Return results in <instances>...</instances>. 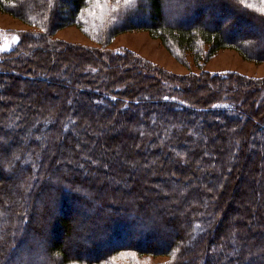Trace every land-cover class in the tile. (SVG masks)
I'll return each mask as SVG.
<instances>
[{
    "label": "trees",
    "instance_id": "obj_1",
    "mask_svg": "<svg viewBox=\"0 0 264 264\" xmlns=\"http://www.w3.org/2000/svg\"><path fill=\"white\" fill-rule=\"evenodd\" d=\"M0 8L35 26L19 30L15 47L0 52V79L12 78L5 91L13 100L16 97L14 86L19 79L16 73L19 71L28 74L24 78L34 79L31 76H35V67L40 65L38 75L44 87L33 91L32 81L28 86L29 92L34 94L33 100L46 110V116L35 119L28 107L23 111V106H18L15 113L24 115L14 119L12 132L0 127V264H264V202L260 200L259 189L262 175L260 172L257 177L260 181H255L257 166L254 165L259 149L251 154L248 145L255 140L256 130L264 131V110L254 121L250 118L254 114L253 99L247 108L241 100L249 87L255 90L259 83L264 84V77H247L233 70L203 69L208 58L227 47H234L256 61L264 60V0H135V7L128 9L123 0L119 5L116 0H108L103 13L93 0H0ZM112 8L119 11H111ZM170 9L173 12L169 18L166 13ZM204 15L230 18L231 22L225 29L220 21L205 22ZM179 18H183L182 21ZM245 23L260 35L243 31L241 27ZM68 24L79 27L102 48L62 43L53 38L58 29ZM234 28L239 30L238 34L230 32ZM134 29L147 30L160 38L169 51L184 62L191 55L201 72L176 74L134 51L110 47L116 35ZM33 43L36 47L33 54H21L29 51ZM60 43L63 51L59 56L75 58L73 64L89 59L99 64L68 73L78 97H68L63 87L58 99L51 90L56 84L51 80L54 65L42 51L47 53L46 48L52 49ZM40 60L42 63L38 62ZM110 63L127 64L132 70L145 67L141 81L146 82L149 90L145 95L153 100L144 101V95L138 93L141 86L135 90V83L113 86L120 75L107 69ZM105 74L109 80L103 83L98 78ZM160 75L165 80H160ZM210 86H215L216 92L210 91ZM206 92L218 96L211 102L201 103L197 94ZM262 98L264 90L259 100L254 101L258 103L256 107ZM112 112L117 116L112 118ZM139 113L145 114L143 126L158 129L156 138L161 136L162 130L163 135L164 131H169V146L173 145L183 155L175 157L173 163L163 159L157 167L155 177L165 189L172 186L177 192L190 181L207 177L214 179L205 182L211 190L222 188L228 175H233L232 167L226 168L225 177L222 170L217 173L215 168L193 167L194 150L183 148L194 139L200 148L204 142L212 146L204 163L214 158L212 165L219 160L223 169L230 159L238 156L234 179L241 181L237 185L228 183L226 192L231 195H220L211 206L205 203L201 210L198 195L203 191L199 187L186 192L181 204L170 206L160 202L162 196H157V200L148 199L143 191H152L154 187L142 185L138 176L128 185L130 175L122 176L124 168L118 167L113 153L105 158L99 148L100 144L111 145L125 138L126 142L119 148L125 152L124 157L130 156L134 151L126 145L127 141L141 135L138 129L134 133L128 130L138 121ZM244 114L249 116L242 118ZM101 118L113 119V126L120 121L123 124L121 135L104 130L94 137L88 134L85 127H92L95 122L99 126ZM39 119L35 132L28 136L26 128L33 127L32 120ZM184 123L186 127L179 130L178 126ZM234 124L243 139L230 141L228 148L218 147L211 128ZM41 130L47 132L39 140ZM188 130L192 135L183 133ZM79 135L88 139L83 145L87 152L84 156L77 153L74 145ZM152 138L140 146L148 150ZM224 139L222 136L221 144ZM88 145L91 148L87 151ZM170 151L166 149L167 156L171 155ZM65 155H71V163L61 161ZM6 168L13 175L8 177ZM148 170L141 167L140 176L149 177ZM250 172H254V177ZM242 184L246 189H242ZM237 197L252 199L255 208L262 209V213L259 212L254 228H246L244 219L249 216V207H244L245 216L232 223L237 228L233 232L235 238L223 244L226 232L231 229L227 213L234 208L233 200ZM182 206L187 210L169 213ZM71 211L76 214L71 216ZM69 236H74L70 247L65 241ZM156 238L160 243L153 242ZM215 247L216 255L213 254ZM236 249L237 253L233 254ZM220 254L225 256L224 260H220ZM160 255L168 259L162 262L152 259Z\"/></svg>",
    "mask_w": 264,
    "mask_h": 264
},
{
    "label": "rangeland",
    "instance_id": "obj_2",
    "mask_svg": "<svg viewBox=\"0 0 264 264\" xmlns=\"http://www.w3.org/2000/svg\"><path fill=\"white\" fill-rule=\"evenodd\" d=\"M207 8H205L206 10ZM211 9V8H209ZM207 11V10H206ZM172 10L170 9L166 14L170 18L172 16ZM180 21L183 18H179ZM178 19V20H179ZM204 21L208 22L210 24H215L216 22L220 21L223 24V28L227 29V25L229 22H231L230 18L226 17H220V16H209V15H204ZM172 20V19H171ZM177 20V19H176ZM35 26L29 25L26 23L24 20H22L19 16L12 14L11 12L4 11L0 8V52H8L11 49L15 47V45L19 41V30H30L34 29ZM242 30L244 31H250L254 33L255 35L259 36L260 33L258 30L255 28L251 27L249 24H243L242 25ZM234 30V31H233ZM230 32L235 34H238L237 30L234 28ZM242 30L240 32L242 33ZM53 38L58 39L63 41L70 42V43H75V44H80L83 46H87L88 48H96V47H101L96 41L91 39L88 35H86L79 27L73 24H68L63 26L62 28L58 29L56 33L53 35ZM37 43V42H35ZM62 43L56 45L54 48L49 49L46 48L48 51L45 53L43 50L42 53L43 55H47L46 58L49 60V63L54 65L52 71V79L53 81L56 82L55 86H52L51 90L54 92L56 97L59 99V97L62 96V88L65 87L67 89V96L70 97H78L76 90L73 87V83L70 78H68V73L72 71L78 72L79 70H84L88 67V65L95 63V65L98 64V62H92L91 59L86 60L84 62H81L78 65L73 64L75 58H69L67 57H62L59 56L61 55L63 51V45ZM33 45V46H32ZM29 49V51L26 52H21V54L25 55H30L33 54V50L36 48L35 44L33 43ZM111 48H116V49H121V48H126L131 51H134L136 54L142 56L143 58L153 61L156 63L158 66L165 68L173 73L180 74V75H186L189 73H200L201 68L197 66L195 63L193 57L191 55L187 56V63L186 61H182L175 57L169 49L163 44L162 40L160 38L154 37L149 31L144 30V29H134V30H127L125 32L119 33L116 35L113 39V41L110 44ZM52 50V51H51ZM39 60V59H37ZM39 63H42V61H38ZM99 65V64H98ZM40 68V65L35 67V76H31L34 79L31 78H24L23 76H28V74H23L18 71V77L17 83L14 86V89L16 91V97L11 98L5 91L9 87V82L12 81V78H7L4 77L0 79V127L2 129H5L6 131L12 132L11 128H14V119L19 118V116L23 117L19 113H15L16 108L19 106H23V111L26 107L30 109L29 111L32 112L35 116V119L37 118H42L46 116V110H44L40 104V102H37L33 100L34 94L29 92V83L32 81V90L36 91L35 89H41V87H44L42 84H40V76L38 75V70ZM127 68V69H126ZM141 70L138 68L135 69H129V66L127 64H123V66L120 65H115V63H110L108 64L107 69L108 70H114L116 75H120L116 79V82H114L113 86L120 85L123 86L125 83H135L136 86H134V89H137V86H141L140 90L138 93H141L144 95L143 100L144 101H151L153 100L152 98H149L145 94L149 92L148 88L146 87V82L142 83V75L145 74V67H140ZM106 69V70H107ZM204 70L208 71H213V72H219V71H225V70H233L237 71L238 73H242L246 75L247 77H254V78H259V77H264V60L256 61L250 56H244L241 51L234 47H227L225 49L220 50L217 54L213 55L212 57L208 58V60L204 63L203 66ZM159 75V74H158ZM160 80H165V77L159 76ZM99 80H102L103 83L107 82L109 80V77L107 74L105 75H99ZM29 80L30 82H28ZM149 81V80H148ZM14 83V82H13ZM81 84V82H80ZM79 84V85H80ZM201 85H204L203 82L200 83ZM209 84V83H207ZM31 85V84H30ZM190 85L193 87V84L190 83ZM215 85V83H214ZM209 86V85H208ZM210 91L216 92L217 88L215 86H210ZM249 91L243 95V100L242 105L247 108L249 103H251V100L253 99V112L252 117H250L252 120L256 121L258 118L259 113L264 110L262 106H264V99H260L259 101V106L256 107V99L260 97V94L262 93V90H264V84L257 85L256 89L249 87ZM193 90H196L195 87H193ZM199 100L201 103H206V102H211L217 98V94H207L204 93H199ZM259 100V99H258ZM255 101V102H254ZM106 108H108L107 105H105ZM26 110V109H25ZM93 111V110H92ZM94 112V111H93ZM137 112H140V110ZM2 113V114H1ZM95 114V113H94ZM140 114V113H139ZM26 115V114H25ZM100 115V113H99ZM141 115V114H140ZM112 118L117 116L116 112H112L111 114ZM119 116V114H118ZM245 116H249L247 114H244L242 118ZM145 114L144 116L141 115L138 119L136 120L133 124L130 125L129 127V132L134 133L136 129L140 132L141 138H136L132 140V138H129L127 141V146L129 147L130 150L134 151L130 156H126L125 152L119 148L121 143L126 142L125 138H121V140L115 142L114 144H107L106 146L100 144L99 151L101 152V155L103 157H109L110 153H113V156L116 157V162L118 163V167L121 166L124 168V172L122 173L123 177H129V182L127 183L128 185L131 184L133 181L134 177L137 178V176L141 179L140 181L142 182V185H148V186H153L154 190L152 191H147L145 193V190L143 191L144 194H148L147 197L148 199H153L157 200L156 197L160 198V202H165L167 205H174V204H181V201L183 200V197L185 196L186 192H189L192 187H199L201 191H203L202 195H198V198L201 201V205L199 206V209H203L205 203L208 204V206H211L213 202L217 201L218 198L222 196L228 197L230 192L227 191L228 183H235L236 185L241 181V179H238V181H235L234 177H236V172H237V165H235L236 161L239 159L238 156L236 155L235 158H232L229 160L228 164L225 166V168L221 169L220 168V161L216 160L215 166L212 165L214 158L209 160V162L204 163L205 160H203L207 155H209L210 150H212V146L207 142H204V146L201 147L203 150H201L199 144H197V141L194 139L189 140L190 142H187V144L184 146V150L186 151H193L195 153V158L193 160V167H196V169L199 170H210L212 168H215V171L218 173L219 171L222 170V176L225 177L226 173V168L229 169L232 167V173L233 175H228L227 183L217 188H213L212 190L210 189V186H207L205 183L207 181L214 180L211 177H207L206 180H198L194 182L193 180L190 181L186 186L183 187V189L177 190V192L174 190L172 186H168V188H164L162 182L155 177V174L158 173L156 170L157 167L161 164L163 159H166V163H173L174 158L177 156H183L180 150H177L173 147V145L169 146V138L171 135L169 134V131H164L163 135V130L161 131V136L159 138H156V134L158 129L155 127L148 128L147 125L143 126V122L145 120ZM260 118V117H259ZM113 119H106V118H101L99 121V126H97L96 122L95 125L90 127L87 126L85 127L86 132L88 134H91L93 137L96 136L97 134H101V130L104 132H108L109 134L115 135L117 134L120 136L121 135V129L123 127V124L119 121L116 125H111L113 124L111 121ZM34 121L35 125L33 127L26 128L27 135L32 136L33 133L35 132L37 125L36 123H40V119L38 120H32ZM36 121V122H35ZM202 123V122H200ZM125 125V124H124ZM186 127V124L184 123L183 125H179L178 129L181 130ZM238 126L236 124L234 125H228L226 126H219L217 128H211L210 132L211 135H215L213 138L216 139V144L218 147H226L228 148V144L230 141H234L236 139H240L242 137L239 132H237ZM255 131V140L250 141L248 145L252 149L251 154L254 153V151L259 149V156L256 158V164L257 170L255 172V181H260L257 178L259 176V173L261 172L260 175H262L261 181H260V200L264 202V145L262 147V143L264 144V131L260 130ZM128 131L127 134L128 135ZM47 130H41L40 134L42 137H38L40 140L41 138H44L46 135ZM123 132H125L123 130ZM126 133V132H125ZM184 134H191V131H185L183 132ZM203 133V132H202ZM130 134V133H129ZM125 135V136H126ZM210 135V136H211ZM224 137V141L221 144V137ZM154 137L150 140L149 142V149L144 150L143 145L144 141H146L148 138ZM193 137V136H192ZM212 137V136H211ZM210 138V137H209ZM87 138L84 135H79L78 139L75 140V149L77 153H81L83 156L87 153L85 147L83 146L85 143H87ZM227 140V142H226ZM90 145H88L87 151L90 149ZM166 149H170L171 155L167 156L166 155ZM196 149V151H195ZM201 150V152L199 151ZM139 151L140 153H136ZM143 151V152H142ZM207 151V152H206ZM216 153V152H214ZM217 154V153H216ZM120 156V157H119ZM189 156V155H188ZM186 156V161L189 160V157ZM71 155H65L61 158V161H67L68 163H71L69 160H71ZM70 158V159H69ZM73 161V160H72ZM61 166L64 168V164L62 163ZM97 166V163H96ZM141 167L148 168L149 170V177H142L141 175ZM110 170H113L111 167L109 168ZM140 169V170H139ZM250 170V169H249ZM7 176L10 177L13 175L12 171L9 168H6ZM254 172H250V176H253ZM35 176H37V173L34 172ZM188 176V175H187ZM262 185V186H261ZM223 188L225 190H223ZM262 188V190H261ZM242 189H246V185L242 184ZM179 191V192H178ZM155 198V199H154ZM195 201L197 202V199ZM234 208L230 210L227 215L228 219L231 223V229H229L228 232H226V237L222 241L224 244L225 241L230 240L232 238H235V234L233 233L235 229L234 220H241L245 216V211L244 207L248 206L249 207V216L245 217V223L244 226L247 228H254L258 222V216L259 212L262 213L261 210H257L258 208H255V203L252 202L253 200L247 197H242V198H234ZM195 204V203H194ZM203 204V205H202ZM184 210H187L186 207L182 206L179 210H170L169 213L171 212H176L174 214H179L180 212H184ZM264 212V211H263ZM76 213L74 211H71L70 215H75ZM264 215V213H262ZM170 216H172L170 214ZM264 218V216H263ZM78 222V218H76ZM74 236H69L65 239L67 245L69 247L73 244ZM155 243H160V241L156 238L153 240ZM220 242V241H219ZM220 245V243H219ZM217 247H215L213 254H217ZM255 250V249H253ZM230 252V251H229ZM237 253V249L233 252V254ZM228 254V253H227ZM224 255L220 254V260H224ZM157 262H162L164 260L168 259V256L166 255H160L153 257ZM186 262H188V259H185Z\"/></svg>",
    "mask_w": 264,
    "mask_h": 264
},
{
    "label": "snow or ice",
    "instance_id": "obj_3",
    "mask_svg": "<svg viewBox=\"0 0 264 264\" xmlns=\"http://www.w3.org/2000/svg\"><path fill=\"white\" fill-rule=\"evenodd\" d=\"M93 2L95 3V7L97 9L100 10L101 13H103L105 11V8L107 6L108 0H103V3L101 2V0H93ZM117 5H119L121 3V0H116ZM123 5L125 7V9L131 8V7H135V0H123ZM111 11H119L118 8H112ZM92 15H96V12H92Z\"/></svg>",
    "mask_w": 264,
    "mask_h": 264
}]
</instances>
